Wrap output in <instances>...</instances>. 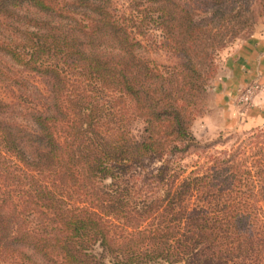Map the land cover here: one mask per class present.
Masks as SVG:
<instances>
[{
  "label": "trees",
  "instance_id": "obj_1",
  "mask_svg": "<svg viewBox=\"0 0 264 264\" xmlns=\"http://www.w3.org/2000/svg\"><path fill=\"white\" fill-rule=\"evenodd\" d=\"M136 1L125 14L113 0H0V17L25 11L28 25L0 51L47 82L30 126L0 98V259L264 264V145L216 150L191 131L209 49L249 0ZM150 23L174 63L141 55Z\"/></svg>",
  "mask_w": 264,
  "mask_h": 264
},
{
  "label": "rangeland",
  "instance_id": "obj_2",
  "mask_svg": "<svg viewBox=\"0 0 264 264\" xmlns=\"http://www.w3.org/2000/svg\"><path fill=\"white\" fill-rule=\"evenodd\" d=\"M135 4L136 0H113L118 13H136L132 9ZM137 7L142 8L143 5L139 4ZM226 7L229 9L231 5ZM226 7L223 8L226 10ZM242 9L239 28L218 36L209 49L213 55L212 72L198 106L199 113L192 121L191 131L196 139L210 144L211 149H239L250 155L258 149L257 145H264V78L260 81L256 77L251 78V67L249 64L245 65L241 49L249 39L264 31V0H249ZM25 13L22 11L18 18L0 17V37L19 39L18 29L28 26L26 19L22 17ZM197 13L200 18L208 20V14L205 15L202 11ZM222 17H214L212 23H223ZM146 37H140L146 44L140 51L142 56L158 64L174 63L173 56L152 44L161 39V32L152 23L148 25ZM260 70L264 77V66ZM45 95L47 82L44 78L15 64L8 55L0 51V98L10 105V116L14 121L30 126V113L42 105ZM129 128L133 134H139L142 121L138 118L131 119ZM256 134H259L258 138L255 137ZM196 158L192 154L186 155L182 161L177 159L179 166L176 168L181 170L182 163L187 174L194 168ZM158 165L157 161L153 163V167ZM108 182L109 180L105 181ZM33 258L41 261L37 255H33ZM0 264L19 263L12 259H0Z\"/></svg>",
  "mask_w": 264,
  "mask_h": 264
},
{
  "label": "crops",
  "instance_id": "obj_3",
  "mask_svg": "<svg viewBox=\"0 0 264 264\" xmlns=\"http://www.w3.org/2000/svg\"><path fill=\"white\" fill-rule=\"evenodd\" d=\"M245 65H250L251 78L263 80L261 67L264 66V31L249 39L241 49ZM243 82V80H242ZM258 108V106H254ZM258 117V116H257Z\"/></svg>",
  "mask_w": 264,
  "mask_h": 264
},
{
  "label": "built area",
  "instance_id": "obj_4",
  "mask_svg": "<svg viewBox=\"0 0 264 264\" xmlns=\"http://www.w3.org/2000/svg\"><path fill=\"white\" fill-rule=\"evenodd\" d=\"M247 91H249V89Z\"/></svg>",
  "mask_w": 264,
  "mask_h": 264
}]
</instances>
